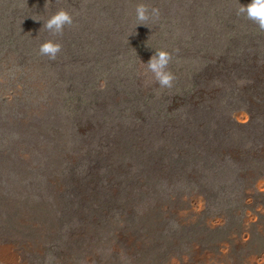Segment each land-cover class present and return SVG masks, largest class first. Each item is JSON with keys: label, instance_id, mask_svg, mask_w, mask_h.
Masks as SVG:
<instances>
[{"label": "rangeland", "instance_id": "374dc122", "mask_svg": "<svg viewBox=\"0 0 264 264\" xmlns=\"http://www.w3.org/2000/svg\"><path fill=\"white\" fill-rule=\"evenodd\" d=\"M250 2L0 0V264H264ZM158 50L171 88L147 70Z\"/></svg>", "mask_w": 264, "mask_h": 264}, {"label": "clouds", "instance_id": "9594fccd", "mask_svg": "<svg viewBox=\"0 0 264 264\" xmlns=\"http://www.w3.org/2000/svg\"><path fill=\"white\" fill-rule=\"evenodd\" d=\"M135 12L136 20L140 22H146L149 19H159V9L152 8L149 10L144 4H138ZM237 15H244L246 19L254 22L261 31H264V0H251L246 6L243 5L238 8ZM72 24L73 15L68 11L60 10L53 14L46 22H43L42 28H46L54 36H62L65 26ZM61 48L60 43L48 40L40 45L39 53L54 60L57 54L60 53ZM171 60L172 55L168 51L158 50L145 63L147 70L154 74L155 80L161 88H171L173 86L175 76L168 70Z\"/></svg>", "mask_w": 264, "mask_h": 264}, {"label": "bare ground", "instance_id": "6f19581e", "mask_svg": "<svg viewBox=\"0 0 264 264\" xmlns=\"http://www.w3.org/2000/svg\"><path fill=\"white\" fill-rule=\"evenodd\" d=\"M263 259V258H262Z\"/></svg>", "mask_w": 264, "mask_h": 264}]
</instances>
